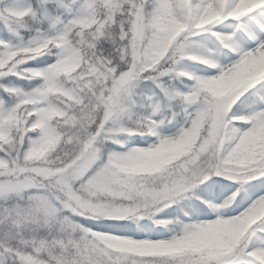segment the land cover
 <instances>
[{"label":"snow or ice","instance_id":"1","mask_svg":"<svg viewBox=\"0 0 264 264\" xmlns=\"http://www.w3.org/2000/svg\"><path fill=\"white\" fill-rule=\"evenodd\" d=\"M0 264H264V0H0Z\"/></svg>","mask_w":264,"mask_h":264}]
</instances>
